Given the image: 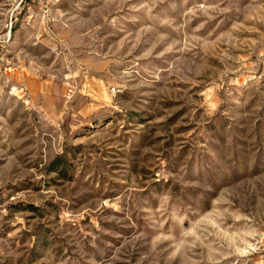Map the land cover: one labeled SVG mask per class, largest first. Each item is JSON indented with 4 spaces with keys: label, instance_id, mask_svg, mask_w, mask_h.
Returning a JSON list of instances; mask_svg holds the SVG:
<instances>
[{
    "label": "rangeland",
    "instance_id": "obj_1",
    "mask_svg": "<svg viewBox=\"0 0 264 264\" xmlns=\"http://www.w3.org/2000/svg\"><path fill=\"white\" fill-rule=\"evenodd\" d=\"M264 0H0V264H264Z\"/></svg>",
    "mask_w": 264,
    "mask_h": 264
},
{
    "label": "built area",
    "instance_id": "obj_2",
    "mask_svg": "<svg viewBox=\"0 0 264 264\" xmlns=\"http://www.w3.org/2000/svg\"><path fill=\"white\" fill-rule=\"evenodd\" d=\"M262 245H263V247H264V242H263V244H262Z\"/></svg>",
    "mask_w": 264,
    "mask_h": 264
}]
</instances>
